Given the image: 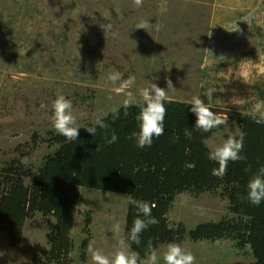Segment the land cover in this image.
Returning a JSON list of instances; mask_svg holds the SVG:
<instances>
[{
    "label": "rangeland",
    "instance_id": "374dc122",
    "mask_svg": "<svg viewBox=\"0 0 264 264\" xmlns=\"http://www.w3.org/2000/svg\"><path fill=\"white\" fill-rule=\"evenodd\" d=\"M141 21L152 27L135 28ZM107 23L116 36L105 35L100 24ZM114 71L122 80L135 77L126 92L139 103L142 89L155 83L167 90L170 78L175 89L167 91L169 100L199 96L228 117L206 141L211 151L240 134L230 114L252 113L257 105L264 111V0H143L142 7L133 0H0V186L12 161L27 172L29 186L44 158L56 154L55 138L62 135L53 127L52 105L59 95L72 102L79 128L123 107L126 92L117 94L108 80ZM209 88L215 89L210 102L204 95ZM79 192L68 260L92 264L81 254L85 240L111 258L118 241H126L129 199ZM224 218L234 216L221 191L178 195L167 215L171 229L183 225L187 234ZM117 223L119 236L113 234ZM54 224L35 214L16 246L0 233V264H46ZM181 246L196 264L254 262L249 247L241 252L230 240L193 243L186 235ZM166 248L156 250L158 264Z\"/></svg>",
    "mask_w": 264,
    "mask_h": 264
},
{
    "label": "trees",
    "instance_id": "16d2710c",
    "mask_svg": "<svg viewBox=\"0 0 264 264\" xmlns=\"http://www.w3.org/2000/svg\"><path fill=\"white\" fill-rule=\"evenodd\" d=\"M165 107L164 134L154 138L150 147H138L132 136L139 132L136 117L140 108L134 104L127 109L119 108L118 117L112 113L101 118L108 127L97 126L95 136L85 130L94 123L80 127L76 140L57 136L56 154L44 158L29 186L24 183L27 172L18 161H12L2 171L0 233H7L10 243L16 246L27 219L37 213L52 217L55 224L49 236L46 264H70V234L80 200L79 191L83 188L155 205L152 216L158 223L141 234V243L137 245L128 239L137 218L136 208L128 202L125 239L130 250L138 252L142 259L160 246L182 245L188 235L193 243L230 240L241 252L249 247L254 262L234 264H264V201L253 205L247 199L250 179L264 167V123H256L251 113L230 114L240 131L235 138L244 137L240 155L246 159L229 161L226 174L216 177L212 169L219 165L209 160L210 150L206 146L214 129L207 133L197 130L194 127L197 117L187 102L166 100ZM209 108L221 114L216 108ZM186 130L191 132V137L185 135ZM113 133L118 139L109 144L106 141ZM218 191L228 200L234 218L199 224L188 234L183 225L175 229L169 227L167 215L178 195L200 196ZM88 245V240L82 244L83 258Z\"/></svg>",
    "mask_w": 264,
    "mask_h": 264
},
{
    "label": "clouds",
    "instance_id": "9594fccd",
    "mask_svg": "<svg viewBox=\"0 0 264 264\" xmlns=\"http://www.w3.org/2000/svg\"><path fill=\"white\" fill-rule=\"evenodd\" d=\"M134 6L142 7L143 0H133ZM161 11H166L167 6L161 5ZM104 30L105 35L112 33L116 36L117 33L112 32V25L110 23L100 24ZM152 25L147 21H141L136 24L135 28L144 29L146 31ZM108 80L114 86V91L117 94L125 93L135 83V77H129L127 80H122V74L118 71L109 73ZM167 90L159 87L155 83H151L150 87H146L140 91L142 103H139L135 95L127 91L126 98L123 101L125 109L132 105H137L140 112L136 119L139 122V132L133 133L138 147H150L154 138H159L164 134V120L167 113L165 101L169 100L167 95L168 90L175 89L170 78L166 79ZM215 89L209 88L204 93L208 101L212 100ZM191 111L196 115L195 128L203 132H211L213 129H218L221 126L228 124V117L213 112L203 99L199 96H193L189 101ZM43 107V105H42ZM72 102L66 99L65 96L59 95L53 102V118L52 124L55 131L66 137L69 141L79 138L80 128L77 126V120L72 112ZM113 113L118 117L119 110L113 109ZM127 115V111H125ZM252 118L256 123H264V111H261L259 105L255 106L251 113ZM97 126L100 129H107L108 125L101 118H96L93 126L85 127V130L93 136L97 133ZM187 137H191V132L185 131ZM132 138V137H130ZM118 137L115 133L112 134L111 139L106 142L111 144L117 141ZM244 137L241 135L239 139L229 137L223 144L213 148L208 155L209 160L216 162L219 167L212 169V175L216 177H223L227 172L229 161L236 162L246 159L240 155L243 151ZM248 201L253 205H260L264 201V167L260 168L259 173L250 179L248 185ZM131 203L137 210V218L133 222L129 237L132 242L139 245L141 243V234L153 224L158 223L155 217L152 216V208L155 205H150L143 200H137L129 197ZM121 226L119 223L113 225V234L119 236ZM119 247L114 255L110 258L104 255L100 250L94 247V241L90 242L87 248V253L91 257L92 264H158L159 256L155 249H152L150 255L146 259H142L140 254L136 251H131L129 245L124 239L118 241ZM164 264H196V257L191 251H188L178 243H169L166 250L163 252Z\"/></svg>",
    "mask_w": 264,
    "mask_h": 264
}]
</instances>
